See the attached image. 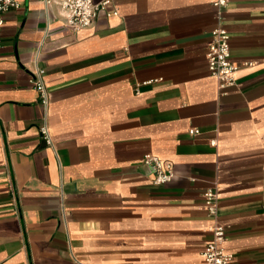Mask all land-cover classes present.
<instances>
[{"label": "crops", "instance_id": "0c3cea01", "mask_svg": "<svg viewBox=\"0 0 264 264\" xmlns=\"http://www.w3.org/2000/svg\"><path fill=\"white\" fill-rule=\"evenodd\" d=\"M58 1L2 15L0 264H203L215 223L234 264H264V0L222 9L225 92L206 63L214 0H113L75 33ZM145 154L169 183L151 184Z\"/></svg>", "mask_w": 264, "mask_h": 264}, {"label": "built area", "instance_id": "2783aa9c", "mask_svg": "<svg viewBox=\"0 0 264 264\" xmlns=\"http://www.w3.org/2000/svg\"><path fill=\"white\" fill-rule=\"evenodd\" d=\"M43 6H49L53 0H37ZM113 0H59L56 5L63 13L64 26L75 33L81 29L90 27L97 15L102 13L104 16L117 15L116 9L111 6ZM228 0H214L213 6L217 9V26L211 31V41L206 54L207 70L209 75L216 81L219 92H225L234 86L235 72L237 66L231 60L229 34L222 25V9ZM19 6V0H0V28L2 26V15L8 10H15ZM1 47V37H0ZM29 84L37 94L39 103L45 105L47 101L46 88L43 82V72L37 70L29 78ZM189 135L198 134L195 129L187 131ZM45 145L49 146L50 141L47 137L46 129L42 125L39 128ZM214 145L215 142L211 141ZM141 164L149 170L151 184L162 186L169 183L174 173L170 163L160 160L156 156L145 154L141 158ZM204 206L209 217L216 220L218 217V194L214 189H207L203 192ZM211 238L202 249L201 258L203 264H234L233 255L226 251L224 244L226 232L224 226L215 223L210 229Z\"/></svg>", "mask_w": 264, "mask_h": 264}]
</instances>
